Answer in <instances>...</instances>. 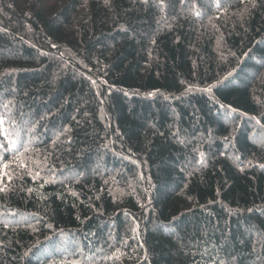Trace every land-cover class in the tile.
Returning a JSON list of instances; mask_svg holds the SVG:
<instances>
[{"label": "trees", "instance_id": "1", "mask_svg": "<svg viewBox=\"0 0 264 264\" xmlns=\"http://www.w3.org/2000/svg\"><path fill=\"white\" fill-rule=\"evenodd\" d=\"M0 117V264H264V0H0Z\"/></svg>", "mask_w": 264, "mask_h": 264}, {"label": "snow or ice", "instance_id": "2", "mask_svg": "<svg viewBox=\"0 0 264 264\" xmlns=\"http://www.w3.org/2000/svg\"><path fill=\"white\" fill-rule=\"evenodd\" d=\"M5 107H7V105H5ZM4 123H5L4 118L0 117V131L4 132V135L7 138V136L9 135V133L6 130L3 129ZM17 135H18V133H17ZM11 143H12L13 147H16L17 140L16 139H12L11 140ZM3 147H5V145L0 144V148H3ZM24 150L27 151L28 149L25 148ZM3 167L5 169H7L8 168V165L7 164H4ZM5 175H6V173H5ZM9 179H10V177H9ZM0 184H3V178L2 177H0ZM5 191H6L5 187H0V192H5Z\"/></svg>", "mask_w": 264, "mask_h": 264}]
</instances>
